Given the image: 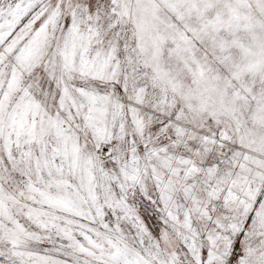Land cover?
<instances>
[{
	"label": "snow or ice",
	"instance_id": "6c2138e0",
	"mask_svg": "<svg viewBox=\"0 0 264 264\" xmlns=\"http://www.w3.org/2000/svg\"><path fill=\"white\" fill-rule=\"evenodd\" d=\"M0 264H264V0H0Z\"/></svg>",
	"mask_w": 264,
	"mask_h": 264
}]
</instances>
